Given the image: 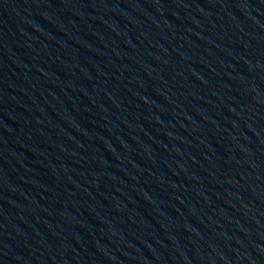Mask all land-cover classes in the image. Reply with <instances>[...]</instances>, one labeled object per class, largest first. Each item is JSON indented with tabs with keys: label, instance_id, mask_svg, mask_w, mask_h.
<instances>
[{
	"label": "water",
	"instance_id": "95a60500",
	"mask_svg": "<svg viewBox=\"0 0 264 264\" xmlns=\"http://www.w3.org/2000/svg\"><path fill=\"white\" fill-rule=\"evenodd\" d=\"M0 264H264V0H0Z\"/></svg>",
	"mask_w": 264,
	"mask_h": 264
}]
</instances>
